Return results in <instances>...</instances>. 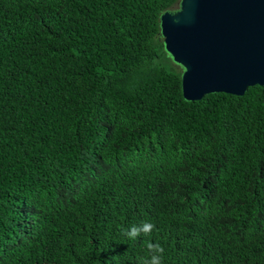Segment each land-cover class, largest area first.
Instances as JSON below:
<instances>
[{
  "label": "trees",
  "instance_id": "trees-1",
  "mask_svg": "<svg viewBox=\"0 0 264 264\" xmlns=\"http://www.w3.org/2000/svg\"><path fill=\"white\" fill-rule=\"evenodd\" d=\"M179 2L0 0V264H264V86L185 100Z\"/></svg>",
  "mask_w": 264,
  "mask_h": 264
},
{
  "label": "water",
  "instance_id": "water-1",
  "mask_svg": "<svg viewBox=\"0 0 264 264\" xmlns=\"http://www.w3.org/2000/svg\"><path fill=\"white\" fill-rule=\"evenodd\" d=\"M159 22L185 100L264 86V0H180Z\"/></svg>",
  "mask_w": 264,
  "mask_h": 264
},
{
  "label": "clouds",
  "instance_id": "clouds-1",
  "mask_svg": "<svg viewBox=\"0 0 264 264\" xmlns=\"http://www.w3.org/2000/svg\"><path fill=\"white\" fill-rule=\"evenodd\" d=\"M154 225L151 223H143L141 227H133L129 232L126 233V235H129L130 237H136L140 234V232H143L145 234L149 233L153 229ZM148 249L153 250L155 253H163V248L159 244H147ZM160 256L159 255H152L150 261L146 262V264H160Z\"/></svg>",
  "mask_w": 264,
  "mask_h": 264
}]
</instances>
